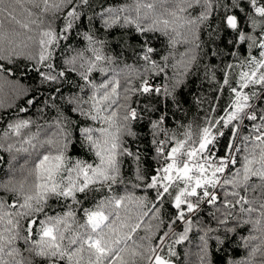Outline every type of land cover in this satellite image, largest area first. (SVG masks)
Returning <instances> with one entry per match:
<instances>
[{
  "label": "snow or ice",
  "instance_id": "6c2138e0",
  "mask_svg": "<svg viewBox=\"0 0 264 264\" xmlns=\"http://www.w3.org/2000/svg\"><path fill=\"white\" fill-rule=\"evenodd\" d=\"M74 35L84 48L70 43ZM161 35L169 47H191L161 63L153 45ZM198 54L221 56L216 91L229 99L185 125L177 112ZM205 75L215 80V66ZM30 76L34 87L21 82ZM5 88L24 106L0 135L10 154L0 264H177L176 247L194 228L196 264H214L210 240L223 252L245 228L236 243L246 255L224 264H264V0H0ZM37 105L41 116L55 110L51 121L20 115ZM11 107L0 100V120ZM129 160L142 195L125 182Z\"/></svg>",
  "mask_w": 264,
  "mask_h": 264
},
{
  "label": "trees",
  "instance_id": "16d2710c",
  "mask_svg": "<svg viewBox=\"0 0 264 264\" xmlns=\"http://www.w3.org/2000/svg\"><path fill=\"white\" fill-rule=\"evenodd\" d=\"M118 2H123V0H105V6H108L109 4H114ZM61 21H57V25H59ZM87 22L85 21V24ZM97 26H99V22H97ZM81 33L85 31V29L82 27L79 30ZM103 30L101 33H98L97 35H102ZM205 40L207 39V35L205 34L203 37ZM68 43V42H65ZM70 43L74 47L84 48L86 46V41H83L82 36H73V39L70 41ZM153 45L157 49V54L155 58L163 63L160 58L162 56H168L169 57V63H176L182 58V54H184L190 47V44L186 43H180L177 44L175 47H169L168 45V38L164 36H159L158 39L153 40ZM106 52L110 51L109 49H105ZM204 51H208V47H204ZM221 51H225L223 48ZM241 52H243V49H240ZM244 54H247L246 52ZM254 55H258V52L255 50L253 51ZM87 55V53H86ZM135 58L131 55V53L126 54V62L127 63H134ZM202 60V63L200 62ZM221 62V56H203L202 54H198V60L196 63H194L190 69L189 74L184 78L185 84L187 85L183 90V99L187 101V103L183 104V110L181 112H177V120H179L183 124H188L189 122H196L199 121L205 114V110L208 108L209 103L218 104L221 108L226 105L229 97L228 93L225 90L223 93L217 92L216 89L219 86V82L221 81L222 72L220 69L223 67ZM224 62H236L235 57H224ZM142 63V62H141ZM205 65H212L215 66L216 69V79L212 80L205 75ZM142 70V69H141ZM237 71H239V68H237ZM172 74V69H168V75ZM75 75V74H73ZM17 76H19V73H17ZM21 82L25 85L29 86H35V81L31 78V76L27 79H21ZM156 83H162V80L157 79L155 81ZM65 94H67V90H65ZM47 95V93H45ZM214 96L219 97L218 101L213 100L212 98ZM0 100L3 101L5 106L8 104H12L13 107L6 108V111H4V119L0 120V135H2V131L4 127H6V124L9 121L10 117L14 116V113L16 112L17 107L24 106L23 100H18L15 98V96L12 95V93L5 88L4 93H0ZM201 101L203 102V107L201 106ZM40 107V105H37L35 108H29L28 113L20 114L21 116H24V118L31 117L34 121H36L38 124H45V121H51L52 117L55 115V110L51 111H45V114L41 116V114L37 111V109ZM222 114V113H221ZM75 118V114H72ZM171 127H176L175 123H172L170 125ZM35 125L32 127V131H35ZM225 141L221 140V144H224ZM144 147V145H141ZM74 156L82 159H90V157H85L82 151H74L72 153ZM148 165L154 166L155 161L152 159L154 153L148 152ZM0 156L4 158V163H0V180H6L8 178L7 173H9V164L7 161L10 160V154L7 152L0 151ZM26 157L21 154L18 158V163H23V160ZM15 163V162H14ZM123 173L125 182L129 184L128 190L134 191L136 195H142L143 192L139 189H133L131 187V183H135L134 179V165L132 164L131 160H129L123 167ZM16 178H21L20 174H16ZM121 191H123V186H121ZM165 213V219H167V213L169 212V208L166 206L163 210ZM147 219V218H146ZM210 226L215 227V221L210 220ZM166 230V229H165ZM249 233L247 231V228L240 230L239 235H236L233 240H231L229 243L225 245V251L218 252L216 251V242L215 240L209 241V247L211 251V258L214 261V264H224V261L226 258H235L240 259L242 256L246 255L245 249L242 246H238L236 241L240 239L241 236H247ZM199 243L197 230L194 228L193 232L189 233V240L185 241L183 244L178 245L176 247V251L179 254V257L177 259V264H185L186 259L191 262V264H196L197 257L194 255L195 252L198 251L197 244ZM193 253V255L187 256L186 253Z\"/></svg>",
  "mask_w": 264,
  "mask_h": 264
}]
</instances>
